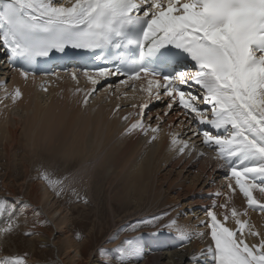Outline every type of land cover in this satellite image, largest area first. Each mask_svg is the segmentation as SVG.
<instances>
[{
  "label": "snow or ice",
  "instance_id": "1",
  "mask_svg": "<svg viewBox=\"0 0 264 264\" xmlns=\"http://www.w3.org/2000/svg\"><path fill=\"white\" fill-rule=\"evenodd\" d=\"M0 48L6 50L14 66H21L25 79L40 58L68 48L82 49L107 62L83 72L93 86L101 78L124 75L121 83L125 85L128 81L146 82L140 91L150 98L167 96L164 116L175 105L182 117L168 128L183 125L192 136H202L201 143L217 152L219 168L226 169V178H232L225 185L226 192L214 194L217 198L223 195L224 202L214 201L211 209H206L209 221L202 224L209 229L211 243L193 253L189 264H202V257L203 264H264V232L249 217V211L264 215V0H0ZM106 51L109 55H101ZM189 60L195 71L178 69ZM71 78L79 84L75 72ZM189 84L199 86V92L186 91L184 86ZM42 90L48 89L42 86ZM131 90L136 91L135 85ZM80 91L77 88L74 94ZM95 91L93 87L85 92L84 108ZM21 97L19 88L11 96L13 101ZM132 106L137 109V119L124 134L147 136L151 132L148 142L157 140L163 117L157 116L153 126L145 123L147 102ZM193 121L210 126L215 134L203 128L194 130ZM168 135L178 155L197 152L191 137L184 138L187 133L170 131ZM198 155L203 158L207 153L199 151ZM41 179L57 194L63 191L62 182L53 181L46 171ZM237 190L245 200L242 210L232 203ZM17 203L20 208L0 197V218L8 217L0 229L5 235L15 231L17 219L30 207L24 201ZM216 208L223 210L222 215L218 216ZM32 213L39 215L36 209ZM166 216L168 212L145 218L130 226L131 230L155 226ZM229 220L235 227L227 226ZM162 227L181 245L205 235L194 234L188 226L180 225L178 218ZM249 236L258 242L248 243ZM77 238L82 237L77 234ZM114 251L117 264L142 259L141 237L125 240ZM98 254L102 264H112L109 250L100 248ZM0 264L29 262L26 255H6L0 256Z\"/></svg>",
  "mask_w": 264,
  "mask_h": 264
},
{
  "label": "bare ground",
  "instance_id": "2",
  "mask_svg": "<svg viewBox=\"0 0 264 264\" xmlns=\"http://www.w3.org/2000/svg\"><path fill=\"white\" fill-rule=\"evenodd\" d=\"M9 77L11 80L5 85ZM78 78L79 84L68 75L25 79L19 70H11L0 61V170H5L2 189L10 194L9 199L17 204V208H20L18 201L30 206L17 219L21 230L32 231L36 222L43 219V214L51 222L45 226L36 225V235L26 239L31 245L30 264H43L37 262L39 244L44 246V253L52 246L60 264H102L99 249L91 250L94 241L104 245L102 248L109 250V258L113 260L112 253L126 237H141L144 248L143 258L133 260L131 264H189L193 253H199L211 243L209 229L202 222L209 221L206 209H211L214 201L224 202L223 195L217 198L214 194L226 192L225 185L229 180L222 177L214 160L198 155L201 150L191 155L187 151L178 155L172 150L170 131L187 133L185 139L192 137L183 125L168 128V124L182 118L174 110L164 116L167 110L160 106L145 117V123L153 126L157 116H162L165 121L157 140L149 143L151 132L147 136L140 132L124 134L127 124L136 118L137 109L130 105L138 104L141 96L119 99L115 89L105 90L90 97L84 108L81 101L89 86L83 76L78 75ZM42 86L48 90L43 91ZM17 88L22 97L13 101L11 96ZM77 88L81 91L74 94ZM125 116L129 119L124 120ZM57 163H62L68 174L63 183L65 192L81 191V198H84L83 193L90 197L86 199L88 204L70 207L69 202L62 201L46 181L28 180L29 175H37V166L47 168ZM16 172L18 177L23 173L20 182L16 181ZM12 176H16V180ZM19 191L21 195L17 193ZM97 191L103 195L98 196ZM256 195L259 198V194ZM100 198L104 204L102 208L112 215L113 224L116 219L120 223L129 219L130 225L114 228L113 234L103 238L107 228L102 227L99 217L100 233L93 221L84 239H76L73 225L77 212L88 206L96 209ZM232 203L241 210L245 207V200L238 190ZM102 208L98 210V216ZM32 209L41 210L42 216L33 215ZM215 211L218 216L222 215V209ZM165 212L169 213L164 217L166 222L178 218V223L188 226L194 234L205 235H196L191 243L178 247L171 242L169 229L160 230L164 233L155 231L162 226L145 225L131 230L130 226L136 224L137 218ZM249 217L264 232V215L249 211ZM227 226L235 227L231 220ZM17 239L15 236L9 240L15 246ZM247 242L256 243L258 238L249 236ZM201 260L203 264L204 258Z\"/></svg>",
  "mask_w": 264,
  "mask_h": 264
},
{
  "label": "rangeland",
  "instance_id": "3",
  "mask_svg": "<svg viewBox=\"0 0 264 264\" xmlns=\"http://www.w3.org/2000/svg\"><path fill=\"white\" fill-rule=\"evenodd\" d=\"M10 80L11 79L9 77L7 79L5 85H8V83L10 82ZM1 87L2 86L0 85V90H1ZM1 163H2V161H1ZM44 167H47V166H44ZM36 169H38V170H36ZM36 169L35 170L37 172V175L36 176H32V177H30V175H29L28 176V180H30V181H34V180L41 181V180H43V179H41V174L46 171L53 181H61L62 182V184L60 186L63 188V191L58 194L59 195L58 197H60V196L62 197V201L63 200H67L69 202L68 204H70L69 205L70 207L73 206V205H75V206L76 205H78V206H84V205L88 204V201L85 204L84 200L85 199H89L90 197L88 195H86V194L83 193L84 198H83V196L81 198V195H80L81 191H79V190L76 189V190L71 191L70 194H67L65 192L63 183H64V180L66 179V177L68 176V174H65L64 167H63V164L62 163L53 164V167L52 166L51 167L48 166L47 168H43L42 166H37ZM50 169H51L52 172H50ZM17 172L15 173V175L17 176L18 179L16 180V176H12V177L16 181L19 180V182H20L22 180V178H24V176L22 175L23 173H20L19 174V177H18ZM36 172H34V173H36ZM4 173H5V170H0V197H6L7 200L11 201L9 199V195L10 194L8 192H6V190H3L2 189V181H3V178H4V175H3ZM37 177H39V178H37ZM51 190H53V188H51ZM97 192H98L97 193L98 196L103 195L102 192H100V191H97ZM17 193L21 195L20 191L17 192ZM21 197L22 196H20V198ZM97 205H98L97 208L94 209V210H93V207L92 206H88V208H85V210L83 208L79 209V213H81V214H79L77 212V215L78 214L79 215L78 216L76 215L77 217L75 216V218H74V225H73V232L76 234V239H78V240H83L84 239L86 233L91 229V226L93 225L92 224L93 221L97 223V225L95 227L97 233L100 231V229H102L100 227L101 225L98 226V223L99 224L102 223V227L103 228H107V229H104V236H103V238L104 237H107V236H109L111 234H113V231L112 230L114 228L116 229L118 227H122V226L123 227H126L125 225H130L129 224L130 221H128L129 219H125V220L121 221V223L118 222L117 219H116V224H113V217H112V215L110 213H108L106 209H103L102 208V207H104V204H103L101 198L97 202ZM100 207L103 209V211L98 216V214H99L98 213V210H100ZM90 210H93V211H90ZM126 211H127V209H126ZM38 212H39V215L42 216L43 212L41 210H39ZM97 216H98V218H97ZM99 217H100L101 223L98 221ZM7 219H8L7 216H4L3 218H0V229H2L5 226V224L7 222ZM143 219H145V218H140V219L137 218L136 221H134V222H136V224H137L138 221H141ZM165 219L166 218H163L159 222V224L158 223L156 224V226H163V223L166 224L167 222L165 221ZM44 221H47V223H45ZM103 221H104V223H103ZM106 221L109 222V223H107ZM105 222H106V225H105ZM132 222H131V224H132ZM134 222H133V224H134ZM16 223L18 224V220H17ZM49 224H51V222H50V220L47 218V216L45 214H43V219L41 221L36 222V225H40V226H45V225H49ZM114 225L115 226L117 225V226L116 227H113ZM35 226H33L32 232H34V229H35L34 227ZM140 226H145V225H140ZM22 230L20 228V225L18 224V227L15 229V231L11 232L10 234L5 235L2 231H0V256H6V255H26L28 262L30 261V259H31L30 256L32 255L31 245H30V243L26 239L27 238H30L31 236L25 235V233L26 232H29V231H26V230H23L22 231ZM155 231L163 232V233L165 232V231H159V230H155ZM77 234H79L80 237H82V238H77ZM15 236H18L17 244H16V245H18L17 246L18 249H16L15 248L16 245L14 246V244H12V242H10V240H9L11 237H15ZM127 239H130V238L126 237V240ZM103 246L104 245L100 246L99 245V242H97V240H96V242L94 241V243L91 245V250L92 251H95L97 248L100 249V247L102 248ZM49 248H50V251H48L47 253H44V252H42L44 250V246L42 244L41 245L40 244L38 245L37 250L39 252H38L37 257L39 259L37 260V262H41L43 264H60V262L57 259L58 257H57V254L54 251V248L52 246H50ZM112 254H113L114 258H113V256H111V258L113 260L115 259V261L111 260L112 261V264H116V262H117L116 261L117 253L114 251ZM30 262H29V264H30Z\"/></svg>",
  "mask_w": 264,
  "mask_h": 264
}]
</instances>
